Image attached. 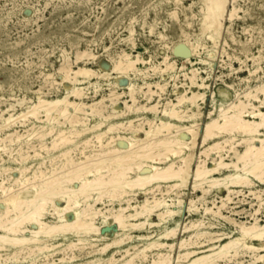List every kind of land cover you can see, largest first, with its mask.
<instances>
[{
    "label": "rangeland",
    "instance_id": "1",
    "mask_svg": "<svg viewBox=\"0 0 264 264\" xmlns=\"http://www.w3.org/2000/svg\"><path fill=\"white\" fill-rule=\"evenodd\" d=\"M210 1L211 0H181V3L177 4L175 3V0H0V114L4 113V116H7L9 113L19 112L25 109L27 106H30V102L35 101L39 96L50 100L63 97L69 93V98L76 102L81 101L80 103H83V106H85L84 110L86 111L85 114H80V112L75 113L78 118H76V116H73V119H80L82 121H85V123L89 125L90 123H95L100 119H104L105 116L112 114V112L114 114V111L118 113L120 110L119 113L123 111L125 112L124 115H120L116 119L109 118L106 122H125L121 128H118V130L113 133V135L115 136L117 133L121 136L128 135L127 137H129L133 136L137 131V129L135 130L136 127L138 129L142 128L144 130H148V120H153L152 123H158V119L163 118V107L165 106V104H167V102L174 101V97L176 95L185 92L186 90H194L195 86H193V84L190 83L189 80L183 79L181 73L189 72V70L194 68H199V75L205 77V81L208 84L204 103L201 104L203 114L199 119V123L201 122L200 124L202 125L205 122L204 114H206L209 108L211 92L214 91L216 93L218 101L229 102L235 100L236 92L240 93L247 90L248 87H253L264 82V0H218L223 1L224 10L222 11H219L217 8L215 9V6ZM232 5H235V7L238 6L239 9L236 18L232 21H229L228 13ZM210 7H213L215 10L210 9ZM174 10H176L177 17L172 13ZM188 23H190V25ZM160 35H162V37ZM129 38H131V40ZM182 41H186L188 43L190 42L189 44H192L194 46L198 44L196 46L197 53H195V55H192L189 58V61H185L183 59L184 57L178 56L174 52L177 46L183 45L182 43H180ZM214 42L215 44L217 43L216 46ZM125 52L129 54L132 59L138 58L140 60H144L145 63L137 62L136 64V67L141 70V72L137 71L135 73H132V71H129L125 75L121 74V78L117 79L116 76H118V74L112 70L113 63L114 60H117L119 56H121ZM165 54H172L177 59L173 72L168 73L160 72L157 70L153 71L152 69H149L152 65H158L159 61L162 60ZM67 55L70 59L67 57ZM110 61H112L113 63ZM254 61L255 63H253ZM66 63L69 64L67 65ZM68 66H70L71 68ZM63 67H65L66 69ZM77 67L90 68L95 71L96 76L90 75L84 76V78L77 76L79 80L78 82L63 79L65 71H69V74L72 77V71L77 70ZM260 69L262 71H260ZM102 72H104L105 74ZM59 73L61 74L59 75ZM173 73L175 76L174 78H171L170 74ZM145 74H147V76ZM103 77L105 78L103 79ZM144 81L149 83L150 85L146 86L145 84H143ZM68 82H71L70 85ZM106 82L110 85L106 84ZM185 83L187 86H185ZM130 84L133 85V88H135L134 90L136 91L133 95L134 100L131 101V95L128 89ZM74 87H79L81 89L80 98H76L75 96L70 94L72 91L71 89H73ZM159 88H161L160 91L158 90ZM153 91L155 92L154 94H152ZM174 91L176 92L174 93ZM263 95L264 93L259 94V98L264 102ZM22 100L24 101L23 103L20 102ZM117 100L119 101L118 103L120 105V108L105 106L109 104V101L117 102ZM126 100L127 104H131L134 107H140V105H143L142 107L145 106L147 108L149 106L155 105V111H143L142 109H140L141 111L139 110L137 112L133 111L131 113H128L124 107V104H126ZM102 101L104 102V104ZM132 102L135 104H133ZM253 103L256 105L259 104V102L257 101H253ZM91 107L95 109L93 111V114H91L90 111ZM9 108L10 110H7ZM156 109L158 110L156 111ZM101 110H104V112H102ZM262 110L264 111V109ZM99 113L101 114L99 115ZM96 115L99 116L96 117ZM58 118V121L60 120L61 122H59L62 125L57 124L53 120H50L49 122L50 125L53 122L52 124L55 127L53 133H55L58 129H64L66 131L71 129L70 123L68 121L60 117ZM40 119H45V117H40ZM129 120H133L131 125L129 124ZM31 121L33 122L32 124L45 125L46 128L47 126H50L47 122H36L35 120ZM142 122L144 123V125ZM172 122L180 124L175 121ZM32 124L28 123L24 124L23 126L18 123L9 128V130L0 132V138H3V142L7 145L4 149L5 152L4 150H0V169L14 168L16 170H13L16 171V175L18 176L19 172L17 169L24 165L29 167L28 171L26 172V176H32L33 172L39 168L43 170L45 177H47L51 174L54 165L58 167L64 161L61 157H58V150H51L48 152L45 150H39L40 140L36 137L33 138V135H31L33 131V129H31ZM182 124L188 125V123L186 122ZM76 127L77 129L82 128V126L78 124ZM46 128L44 130L42 129L43 132L46 130ZM142 129L140 130L143 131ZM15 130H17L16 132H18L16 133L17 135H21V138L16 143L14 142L13 144H8L11 138H14L15 135L10 134H12ZM7 134L10 137H7ZM86 136H89L88 138H90L93 136V134L89 133L84 135L83 137ZM46 138L47 139L45 143L48 142V145L50 144L49 142L52 137L48 136ZM107 139V137H104L103 142L106 143ZM218 140H221V138H218ZM77 141L79 142L80 138H78ZM97 143V141L94 142L95 145H99ZM31 145H33L34 147H30ZM10 148L12 149V151ZM31 148L34 149L32 150ZM79 149L81 150L80 146L78 147V149H75V152L73 150L71 153L72 156L75 155L73 157L76 158L74 159L76 162H78L80 159L83 160ZM238 149H241V147L239 146ZM99 150L100 147H89L87 153H97L99 152ZM33 152H38L40 153L39 155L42 156H33ZM197 152L198 149L195 151V153L197 154ZM3 153H5L6 155H4ZM221 154L222 156H225V162L236 161L233 153L228 154V156L226 155L227 153L225 151H222ZM79 155L81 156L79 157ZM19 156H22V158H20ZM41 160L42 163L45 162L43 163V165L42 163H40ZM216 160H218V157L216 156V154H213L211 158L207 160V165L211 166L212 162ZM220 171V173L215 174V177H221L224 174L228 173L226 169H222ZM8 175H10V172L0 171V178H2V180L0 179V182L3 181V185L6 187L10 183L6 180ZM250 178L254 182L252 186L234 187V189L241 192L232 195V199L227 203V206L220 208L219 212L221 215H212L211 213H205L204 211V208L206 206L210 207L213 211H216L215 206L220 204L218 197L225 194V190H223L221 186L218 188H212L208 193L203 195L200 189L196 191L192 190L191 182L188 183L186 187L173 191L174 193H166L167 187H165V185L167 184L160 183L159 187H156L154 185V191L152 190V193L150 192L149 194L145 195L142 192H138L137 195L134 196V199L136 201H141L144 200L145 197H149V200H152L153 198L151 197L153 196L160 199L164 198L167 203L170 202L171 205L169 206V208L175 210L176 215L167 217V220L159 226L150 227L149 225H145L141 230L128 229L126 233L129 234L131 238L129 239V242L127 244L122 245L121 247H111L107 251L102 253L96 251V249L102 246L103 243L110 242L113 238L116 226H114L115 224H111V220H109V228H101V234L104 233V238L91 235V237L88 236L86 238L87 240L83 241L82 243L79 242V238H85L82 234H76L74 232L66 234L58 233L52 237L42 238V242L48 246L49 250L44 251L43 253L34 252L35 256H33V254L28 256L29 254L25 249L23 253L21 252V254L17 256L19 260H14L12 256H8L9 259L7 258L6 260H2V258H6L4 257V255L0 257V264H45L46 262L52 260H54L55 264H109L106 259L111 256V253L117 261H114L113 263L121 264L125 259H128L139 249H142L144 246H146L148 240H139L136 238L138 235L147 236L153 234L152 239H157L162 230L169 229L175 226H178L180 228L188 220H196L202 222V230H206L212 233V236L206 235L205 237L198 239L196 244L192 245V250L200 251L212 245H218L222 242L227 241V236H231L232 238H239L240 234L236 230L234 224L230 221L231 218H233V221H235L236 223L243 222L248 224L254 221L253 219L255 216L259 224H264V205L261 206L262 208H259V201H257L258 199L256 197V195H259V193H257L256 191L262 190L260 196L264 198V184L257 181L253 177ZM17 187L18 186L15 185L14 189H17ZM249 190H252L253 192L250 193ZM1 196H3V193L0 189V199ZM197 197L200 198L197 199ZM191 198L197 199L196 205L198 207V210L187 213V205ZM106 199L107 198L103 199L104 203H102L101 201H97L96 207L101 208L102 211L105 210V207H119L117 201L112 202L109 200V198L107 200ZM91 203H93L92 199ZM111 203L113 204L110 205ZM242 208L243 210L241 211ZM51 211L49 210L48 212H46L43 218V220L48 224H53L56 221L55 215H53V211ZM237 211L240 212L238 213ZM223 215L227 217L224 218ZM69 216L71 217V214ZM100 219L101 217H98L95 220L98 226H100ZM224 219H226L227 221ZM150 220H153V222H159L157 216H151ZM26 226L27 228H29L28 225ZM27 235L30 236V234ZM185 235L186 234L183 235L180 230L178 231L177 238L173 240L174 249L171 252L173 255H176V253L178 252V242L182 237H185ZM210 236L212 239H214L215 237L223 239L212 243H210V241H205L206 238L209 239ZM211 238L209 240H211ZM215 239L213 241H215ZM77 241L78 243H75ZM70 243L75 244V247H72L73 249L67 248V245ZM91 243L94 244V246ZM258 243L259 242L256 241V245H259ZM133 245L135 246L133 247ZM76 246L78 249L76 248ZM126 247L128 248V254H126L125 252ZM12 251L13 250L8 247L7 251L2 250L0 251V254L2 255L5 253H10ZM160 251L165 253L167 252V249L164 248ZM213 251H217V249ZM209 252L211 251H208L206 253ZM156 253L157 250L147 249L145 251V258H135L133 262L137 264H150L152 259L156 258ZM261 253L263 254L264 251H262ZM44 254H47L48 257L45 258ZM52 254L54 255L52 256ZM240 254L241 256H239ZM49 255L52 256V260L50 259ZM249 255L250 254L248 252L245 253L244 250H240L239 254L234 257V259L230 260L231 262L225 261V263L250 264L252 258ZM64 258L66 259V261ZM138 259L140 260V262ZM142 259L144 261H142ZM2 261H4L5 263H3ZM222 262L223 261L221 260L218 261L219 264H223ZM254 264H264V260L257 261Z\"/></svg>",
    "mask_w": 264,
    "mask_h": 264
},
{
    "label": "bare ground",
    "instance_id": "2",
    "mask_svg": "<svg viewBox=\"0 0 264 264\" xmlns=\"http://www.w3.org/2000/svg\"><path fill=\"white\" fill-rule=\"evenodd\" d=\"M210 2L215 6V9L217 8L219 11L224 10L223 1L211 0ZM175 3L177 4L181 3V0H175ZM237 7H235V5H232L231 9L229 10V13H228L229 21H232L233 19L236 18L237 12L239 9V7L238 8ZM210 9H214V8L210 7ZM172 13L173 15L177 17L176 10H174ZM188 24L190 25V23ZM160 36L162 37V35ZM129 39L131 40V38ZM213 39H214V36H213ZM213 41H216V40H213ZM180 43H182L184 46L188 48L190 55L184 57L183 59L185 61H189V58L192 55H195V53H197L196 46L198 44L194 46L192 44H189L190 42L188 43L186 41H182ZM132 44H133V41H132ZM76 55H77V52H76ZM85 56H88V55H85ZM176 61H177L176 57L173 56L172 54L171 55L165 54L162 60L159 61L158 65H154V66L152 65L151 68L149 69H152L153 71L157 70L160 72H168V73L173 72L175 69ZM137 62L145 63L144 60H140L138 58L132 59L129 56V54H127L126 52L123 53L121 56H119L117 60H114V63L112 62L113 63L112 70L118 74L116 78L120 79L121 74L125 75L129 71H132V73L133 72L135 73L137 71L141 72V70H139L136 67ZM253 63H255V61ZM60 64H63V63H60ZM66 64L68 65L69 63H66ZM77 68H78L77 70L72 71L73 73L72 77L70 76L69 71H65L63 79L71 80L73 82H78L79 80L77 76L84 78V76H90V75L96 74L95 71L87 67H77ZM261 69L260 71H262ZM60 74L61 73H59V75ZM145 75L147 76V74ZM170 75H171V78H174L175 76L174 73ZM181 75L183 79L189 80L190 83H192L193 86H195V89L194 90L190 89V90H186L185 92L179 93L178 95L174 97L175 98L174 101L167 102L165 106L163 104L164 106L163 107L164 109H162L163 118H159L158 123H152L153 120L152 121L146 120L147 123L149 124V127H148L149 129L144 130L140 128L143 130L141 131L140 129L136 127L135 130L137 129V131L134 133L133 136H129V137H127L128 135L121 136L117 133L115 136L113 135V133L116 132L118 128H121L125 122L124 123H120V122L118 123V122H112V121L106 122L109 118L116 119L120 115L121 116L124 115L125 112L121 111V113H119L120 110L118 113L114 111L115 113L113 114L112 112V114L105 116L104 119H100L98 117L100 119L99 121L95 123H90L89 125H87L85 121H82L80 119H73L72 118L73 116H76V118H78V116L75 113L80 112V114L81 113L85 114L86 111L84 110L85 106H83V103H80L81 101L76 102L69 98V95H68L69 93L63 97L50 99V100L45 99L42 96H39L37 97L35 101L30 102L31 103L30 106H27L25 109L19 112L9 113L7 116H4V113L0 114V132L9 130V128H11L12 126L18 123L23 126L24 124H28V123L32 124L33 122L31 120H35L36 122H47L49 125H50L49 123L50 120H53L57 124L62 125L60 123L61 121L60 120H59L60 122L58 121L59 119L58 117L63 118L64 120L68 121L71 126V129L68 131L64 129H58L55 133H53L55 130V127L52 124L53 122L51 123L50 126H47V128L45 125H35V124L31 125V129H33L32 134H31L33 135L32 137L33 138L36 137L37 139L40 140L39 150L40 151L45 150L47 152L51 150H58L59 151L58 157H61L64 160L60 166L57 167L54 165V167L52 168L51 174L49 176L45 177L43 170L39 168L33 172L32 176H26V172L28 171L29 167L24 166V165H22L20 168L17 169L19 172L18 176L16 175V171H14L16 169L14 168H13L14 170L10 168L0 169V171L2 172H7V171L10 172V175H8L6 178V180L10 182L9 185L6 187L3 185V181L0 182V186H1L0 189H1V192L3 193V196H1V199H0V232H1L0 233V251L2 250L7 251L8 247H10L13 250L10 253L4 252L5 254H2V255L0 254V257L4 255H5L4 257H6V258H2V260H6L7 258L9 259L8 256H12L14 260H19L17 256H19L21 252L23 253L25 249L29 254L28 255L26 253L28 256H30L31 254L35 256L34 252L43 253L44 251H47L49 249H48V246L42 242L43 241L42 238L52 237L58 233L66 234V233L74 232L76 234H82L85 237L84 239L79 238V242H82V243L83 241L87 240L86 238L88 236L91 237V235L104 238L103 237L104 233L101 234V228L102 227L109 228V224H110L109 220H111V224H115L114 226H116V230L114 231L113 238L111 239L110 242L103 243L102 246L96 249V251L99 253H102V252L107 251L111 247H121L122 245L127 244L129 242V239L131 238V236L126 233L128 229L141 230L144 228L145 225H149L150 227L159 226V225H162L167 220V217H172L173 215H176V211L169 208V206L171 205L170 202L167 203V201L164 198L160 199V198H156L155 196L153 197L150 196L151 198H153L152 200H149V197H145V199L141 201H136L134 199V196H136L138 192H142L143 194L147 195L152 190L154 191V188H153L154 185L156 187H159L160 183L167 184L165 185V187H167L166 193H170V192L172 193L173 191L177 189L179 190L180 188L186 187L188 183L191 182L192 190L196 191L200 189L203 195L208 193L210 189L218 188L221 186L223 190H225V194L218 197L220 204L215 206L216 211H213L208 206L204 208L205 213H211L212 215L213 214L221 215L219 212L220 208L227 206V203L230 202L232 199V195H234L235 193L241 192L239 190L234 189V187L252 186L254 182L252 181L250 177H253L257 181L262 182L264 184V111L262 110L264 109V102L263 100L261 101V99L259 98V94L264 93V82L262 84L255 85L253 87H248L247 90L242 91L240 93L236 92L235 100H232L229 102L218 101L216 97V93L214 91L211 92L209 108L206 114H204L205 122L201 125L200 124L201 122L199 123V119L203 114L202 109H201V104L204 103L208 84L205 81V77H202L201 75H199V68L191 69L189 70V72H182ZM104 78L105 77H103V79ZM68 83L70 85L71 82H68ZM106 84H109V83L106 82ZM143 84H145L146 86L150 85L149 83L145 81ZM185 86H187L186 83H185ZM155 88H158V87H155ZM128 89L131 95L130 101L134 100L133 95L136 92L134 90L135 88H133V85L130 84ZM138 89H139V86H138ZM160 89L161 88H159L158 90L160 91ZM71 90L72 91L70 94H72L76 98H80L81 89L79 87H74ZM175 92L176 91H174V93ZM154 93L155 92L153 91L152 94ZM253 101H257L259 102V104L256 105L253 103ZM20 102L23 103L24 101L22 100ZM117 102L119 101L117 100ZM124 105L128 113H131L133 111L137 112L140 109H142L143 111L144 110L151 111V112L155 111L154 110L155 105L149 106L147 108L145 106L142 107L143 105L142 106L140 105V107H134L131 104H127V100H126V104ZM7 110H10V108ZM94 110L95 109L91 107L90 109L91 114L94 113L93 112ZM157 110L158 109H156V111ZM102 112H104V110ZM100 114L101 113H99V115ZM99 115H96V117ZM40 117H45V119H40ZM132 121L133 120H129L130 125ZM172 121L178 122L180 124H176ZM184 122L188 123V125H183L182 123ZM77 124L82 126V128L77 129L76 127ZM45 128L46 130L43 132ZM16 131L17 130L13 131V133L10 134V135H15V136L13 139L11 138L8 144H11V143L13 144L14 142L16 143L17 141L20 140L21 135L20 136L17 135L16 133L18 132ZM89 133L93 134V137L95 138V140H97L99 144L95 146V147H100V150L97 153H87V151L89 150L88 147L90 145V140L88 138L89 136H86V137H83V136ZM48 136H51L52 138L49 142L50 144L47 145L48 142L45 143V141L47 139L46 137ZM7 137H10V136H8L7 134ZM104 137L108 138L106 143L103 142ZM78 138H80L79 142L77 141ZM218 138H221V140H218ZM3 140H4L3 138H0V150H4L7 146L3 142ZM33 145H31L30 147H32ZM26 146H27V143H26ZM79 146L81 147V150L79 149V151L83 157V160L80 159L78 162H76L74 160L76 158L73 157L75 155L72 156L71 153L73 150L75 152V149L76 148L78 149ZM239 146L241 147V149H238ZM197 149H198V152L196 154L195 151ZM222 151H225L227 153L226 155L233 153L236 161L225 162L224 160L225 156H222L221 154ZM3 154L6 155L5 153ZM39 154L40 153L35 152L33 156H38ZM213 154H216V156L218 157V160L213 161L211 166L207 165V160L210 159ZM81 155H79V157ZM20 158H22V156ZM40 163H42V160ZM222 169H226L228 173L224 174L221 177H215V174L220 173L221 172L220 170ZM0 179L2 180V178ZM15 185L18 186L17 189L16 188L14 189ZM165 191H166V188H165ZM249 192L252 193L253 191L249 190ZM256 192L259 193V195H256V197L258 199L257 201H259L258 205L260 208L262 205H264V198L260 196V193H262V190H257ZM247 194H244V195H247ZM104 198H107V199L109 198V200L112 202L117 201L119 207L118 208H115L113 206L109 208L105 207V210L102 211L101 208L96 207V202L101 201L102 203H104V200H103ZM199 198L197 197V199ZM91 199L93 200V203H91ZM197 199L191 198L189 200L187 209L185 208L187 210V213L198 210V207L196 205ZM112 204L113 203H111L110 205ZM49 210L50 211L52 210L53 211V212L51 211L52 214L55 215L56 221L53 224H48L47 222L43 220L44 214L48 212ZM242 210L243 208L241 209V211ZM70 214H71V217L69 216ZM151 216H157L159 219V222H153V220L151 221L150 220ZM98 217H101L99 221L100 226H98L97 223L95 222V220ZM226 217L224 216V218ZM231 219L230 221L234 224L236 230L240 234L239 238H232L231 236H227L226 238H228V240L218 245H212L200 251L192 250L191 249L192 245L196 244L198 239L205 237L206 235L212 236V233L206 230H202V226H203L202 222L196 221V220L194 221L188 220L180 228L178 226H175L169 229L162 230L157 239H152L153 234L147 235V236L138 235L136 237L137 239L148 240V242L146 243V246H144L142 249H139L128 259H125L121 264H131V263L137 264L133 262V260L135 258H142V257L145 258L146 256L145 251L147 249L157 250L156 258L152 259L150 264H184V263L219 264L218 263L219 260L223 261L222 262L223 264H226L225 261H230L234 259V257H236L239 254L240 250H244L245 253L248 252L250 254L249 256H251L252 258L250 264H254L257 261H263L264 253L262 254L261 252L264 251V224H259L255 216L253 219L254 221L248 224L243 223V222L236 223L235 221H233V218ZM26 225H28L29 228H27ZM179 230L181 231L183 235L184 234L186 235L185 237H182L179 240L178 245H177L178 252L176 253V255H173L171 253L174 249L173 240L177 238V234ZM27 234H30V236H28ZM215 238H214L215 241H213L214 239L212 238L211 240L206 238L205 241L207 242L210 241V243H212V242H217L223 239V238H218V237H215ZM256 241L259 242L258 243L259 245H256ZM75 243H78V241ZM92 245L94 246V244ZM134 246L135 245H133V247ZM72 247H75V244L70 243L67 245V248H72ZM128 248L127 247L125 248L126 254L129 253ZM164 248L167 249V252L165 253L160 251L161 249H164ZM215 249H217V251H213ZM208 251H211V252L206 253ZM71 254H74V253H71ZM53 255L54 254H52V256ZM52 256L49 255L50 259ZM239 256H241V254ZM44 257L47 258L48 255L44 254ZM106 260L108 261L109 264H114L113 262L116 261L112 253H111V256L107 258ZM142 261L144 260L142 259ZM2 262L5 263L4 261ZM87 263H88V260H87ZM45 264H55V262L54 260H52V261L46 262Z\"/></svg>",
    "mask_w": 264,
    "mask_h": 264
},
{
    "label": "water",
    "instance_id": "3",
    "mask_svg": "<svg viewBox=\"0 0 264 264\" xmlns=\"http://www.w3.org/2000/svg\"><path fill=\"white\" fill-rule=\"evenodd\" d=\"M183 51V52H182ZM175 54L181 57H186L190 55L188 48L184 45H179L174 50Z\"/></svg>",
    "mask_w": 264,
    "mask_h": 264
},
{
    "label": "built area",
    "instance_id": "4",
    "mask_svg": "<svg viewBox=\"0 0 264 264\" xmlns=\"http://www.w3.org/2000/svg\"><path fill=\"white\" fill-rule=\"evenodd\" d=\"M88 91V90H87ZM86 93V92H85ZM84 93V94H85ZM105 106H107V107H110V106H112L113 108H120V105H119V103L118 102H112V101H109V104L108 105H105ZM89 140H90V146L89 147H95L96 145L94 144V142L95 141H97V140H95V138L92 136V137H90L89 138ZM98 144V143H97ZM88 147V148H89Z\"/></svg>",
    "mask_w": 264,
    "mask_h": 264
}]
</instances>
